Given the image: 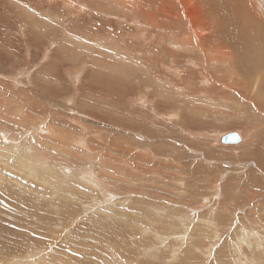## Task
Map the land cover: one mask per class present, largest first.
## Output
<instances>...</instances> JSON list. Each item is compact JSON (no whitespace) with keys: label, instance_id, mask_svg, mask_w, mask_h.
Returning <instances> with one entry per match:
<instances>
[{"label":"rangeland","instance_id":"374dc122","mask_svg":"<svg viewBox=\"0 0 264 264\" xmlns=\"http://www.w3.org/2000/svg\"><path fill=\"white\" fill-rule=\"evenodd\" d=\"M136 5L0 0V264H264V70Z\"/></svg>","mask_w":264,"mask_h":264},{"label":"bare ground","instance_id":"6f19581e","mask_svg":"<svg viewBox=\"0 0 264 264\" xmlns=\"http://www.w3.org/2000/svg\"><path fill=\"white\" fill-rule=\"evenodd\" d=\"M103 1L105 0H101V2ZM117 1H118V5L120 4V6L124 8L129 7L130 9H135L137 6L136 5L137 0H120V1L117 0ZM175 1L177 4H179L184 8H187L190 5L195 6V8L191 10L192 11L191 17L185 15L186 18H184L183 10L180 11L182 16H179L180 13L177 15L181 18V20L183 19L187 20L189 18L192 19L194 15L197 19H199V22L198 24L196 23L197 26L195 27H191L192 24L190 25L191 22L190 19H189L190 22L187 20L189 25L188 28L191 27L190 28L191 29L190 32L192 33L191 38H194L195 40L199 39V41H201L200 40L201 35L199 33L201 29L200 27H204L203 22L206 20V18H209L213 21L210 22L211 25L206 31L210 30V32H212L213 36H211L210 39L214 40V42L217 43V47L211 46L208 50H204V52L206 53V58H208V61H211L212 58H214L215 61L222 60L224 63L231 65L229 67L230 69H237V71H245L247 74L264 70V44L257 43V38L255 33L256 19L252 16H248V22L244 23L243 14H245L246 16L250 15L251 11L249 9L247 10V5L244 3L243 0H175ZM157 19L159 20L161 18H157ZM184 41L186 42V40ZM261 41L264 42V39H262ZM196 46L198 45L196 44ZM193 47L195 48V46ZM198 48L200 52L202 51V48H204V46H202L201 48V46L199 45ZM254 89H256V85ZM239 93L242 97L246 96L244 91ZM224 136L225 135L217 139L219 145L220 144L222 145V139ZM241 139L242 141L240 143L243 142L242 136Z\"/></svg>","mask_w":264,"mask_h":264},{"label":"water","instance_id":"95a60500","mask_svg":"<svg viewBox=\"0 0 264 264\" xmlns=\"http://www.w3.org/2000/svg\"><path fill=\"white\" fill-rule=\"evenodd\" d=\"M242 141L241 136L236 133H228L226 134L222 139V144L228 145V144H238Z\"/></svg>","mask_w":264,"mask_h":264}]
</instances>
